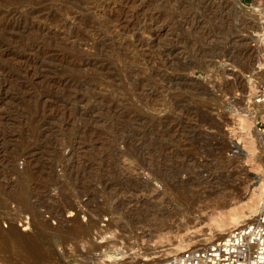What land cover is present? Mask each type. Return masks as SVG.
<instances>
[{
	"label": "rangeland",
	"instance_id": "374dc122",
	"mask_svg": "<svg viewBox=\"0 0 264 264\" xmlns=\"http://www.w3.org/2000/svg\"><path fill=\"white\" fill-rule=\"evenodd\" d=\"M234 2L0 0V264H151L254 215L264 29Z\"/></svg>",
	"mask_w": 264,
	"mask_h": 264
},
{
	"label": "built area",
	"instance_id": "2783aa9c",
	"mask_svg": "<svg viewBox=\"0 0 264 264\" xmlns=\"http://www.w3.org/2000/svg\"><path fill=\"white\" fill-rule=\"evenodd\" d=\"M244 7L253 0H238ZM251 104L257 107L256 130L264 135V50L251 74ZM160 257V256H159ZM151 264H264V200L248 223L202 246H194Z\"/></svg>",
	"mask_w": 264,
	"mask_h": 264
},
{
	"label": "bare ground",
	"instance_id": "6f19581e",
	"mask_svg": "<svg viewBox=\"0 0 264 264\" xmlns=\"http://www.w3.org/2000/svg\"><path fill=\"white\" fill-rule=\"evenodd\" d=\"M29 2V1H28ZM236 2V6L238 7H242L239 3L238 0H235ZM234 2V3H235ZM253 3V5H252ZM251 3L250 6H247V7H251L253 12L255 13V15H260L261 18H262V22L260 23V25L262 24V28L264 29V0H253ZM29 4V3H28ZM21 5V4H20ZM246 7V8H247ZM16 9V8H15ZM14 11V10H13ZM11 12V11H10ZM10 15H12V13H10ZM261 28V29H262ZM259 39H264V32L262 34H260L259 36ZM253 105V104H252ZM253 111L252 112H248L250 113V119L252 121V123L254 124L255 126V119H256V114H257V107L253 105ZM248 127V126H247ZM244 128V127H243ZM248 130V129H247ZM245 132V134L249 135V131ZM261 137L264 138V135L263 134H260L258 133ZM237 143L236 141H233V147L238 149V146H237ZM244 183V182H243ZM242 186V185H241ZM238 187V186H237ZM263 189V188H262ZM242 190V189H241ZM240 190V191H241ZM263 191V190H262ZM27 192V191H26ZM27 194V193H26ZM255 194V193H254ZM260 194V193H259ZM20 197H22V199L24 198V190L21 188V191H20ZM261 197H262V193L258 196V198L261 200ZM223 203H224V200H222V203L220 205H222L221 207H223ZM260 205V204H259ZM218 208V225H217V231H218V234H219V237L218 238H221L223 237L226 233L230 232L231 230H233L234 228H237L241 225H244L245 223H248L249 220L252 218L253 215L251 214H246L244 213L243 211H235V210H232L230 208H227L225 210H223V208L221 209ZM232 210V211H230ZM257 210V209H256ZM256 212V211H255ZM255 214V213H253ZM41 224V223H40ZM8 235L12 238L16 237V238H19L17 237V233L15 231L14 228H11L9 231H8ZM9 237V238H10ZM12 238V239H13ZM15 239V238H14ZM31 245V244H30ZM179 246V245H178ZM180 247V246H179ZM182 247V245H181ZM178 248V247H177ZM167 251V250H165Z\"/></svg>",
	"mask_w": 264,
	"mask_h": 264
}]
</instances>
